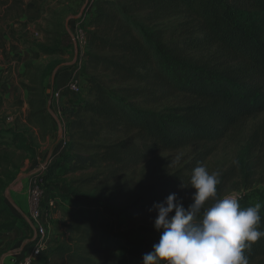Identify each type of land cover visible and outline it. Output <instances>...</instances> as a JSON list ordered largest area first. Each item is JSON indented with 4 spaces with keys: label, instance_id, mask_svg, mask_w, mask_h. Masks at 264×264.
<instances>
[{
    "label": "trees",
    "instance_id": "trees-1",
    "mask_svg": "<svg viewBox=\"0 0 264 264\" xmlns=\"http://www.w3.org/2000/svg\"><path fill=\"white\" fill-rule=\"evenodd\" d=\"M34 10L26 0H0V40L7 23ZM59 22L46 31L47 43L36 46L40 54L66 56L70 39ZM78 23L86 41L81 70L86 91L64 100V135L52 166L65 168L66 175L90 176L68 181L73 205L64 212L65 230L58 241H49L50 253L39 264H141L160 232L153 224L138 227L129 243L106 227L111 213L105 202L79 193L113 182L157 154L216 144L264 114V0H88ZM41 83L28 89L27 122L54 136L45 77ZM176 96L189 102L158 108ZM4 158L0 150V166ZM205 159L151 187L125 212L132 219L149 216L153 204L175 193ZM12 180L0 177V191ZM239 201L242 208L253 206ZM259 214L264 231V202ZM22 222L29 227L0 194V232H12ZM245 255L249 264H264V237Z\"/></svg>",
    "mask_w": 264,
    "mask_h": 264
},
{
    "label": "rangeland",
    "instance_id": "rangeland-1",
    "mask_svg": "<svg viewBox=\"0 0 264 264\" xmlns=\"http://www.w3.org/2000/svg\"><path fill=\"white\" fill-rule=\"evenodd\" d=\"M87 1L44 0L38 13L30 14L33 18L29 19L28 15L21 19L25 20V24H20V21L7 23L4 26V42L0 40V63L2 65H9L15 62L16 67L19 69L18 84L14 86L16 88L14 90L16 93L15 99L9 100L4 98L3 95L0 97V143H2L0 150L3 154L5 153V158L1 161L0 177L4 180L13 177L10 185L3 191H0V194L14 213L27 222V218L25 219L21 215V212L14 207L12 190L16 187L17 182H19L20 175L25 172L24 168L26 166L27 172L25 173L33 174L40 171L39 175L48 183L47 193L45 191L46 198L49 197L51 199V197H54L57 199L55 200V210L50 213L47 223L49 241L53 239L58 241L59 235L65 230L66 219L64 212L70 211L73 205V193L69 191L68 181L74 178L90 176V173L85 172L71 176L69 174L66 175L65 168L59 169L52 166L59 159L58 155H55V152L64 135V120L57 112L56 114L54 113L55 110L50 108V103H48L49 112L53 117L52 131L54 136H45L38 126L27 122L29 104L25 113H23V110L24 104L25 102L28 103L29 98L26 100L23 97L22 90L27 97H30L29 87L33 85L34 81L36 83L33 86H40L42 84L41 80L45 77L49 102L51 101V93L49 95L48 91L52 89L50 87L52 79L60 76V80H65L63 76L66 70L60 69V66L63 63L71 62L75 54L69 50L70 54L68 53V58L67 56L48 57L40 54L36 46L46 44L47 39L50 38V35L46 34V31L50 30V20L48 18L51 14L57 18L61 15L57 13V5L63 4L64 6V14L59 19L61 20L59 23L65 24V21L70 19L69 17L78 16L84 11ZM26 3L33 4V1L26 0ZM78 29L79 26L76 28V36ZM66 44H69L68 40H66ZM68 46L70 49L71 44ZM72 47H74V44ZM216 61L224 62L221 59H217ZM24 62L29 63L26 71L23 65L25 64ZM10 74L1 71L0 95L2 89H7L11 86ZM188 102L187 98L176 96L169 98L158 108L178 107ZM10 118L13 120L10 121ZM196 159H205L202 164L208 171L219 173L220 183L217 185L218 197L235 194L240 195L241 199L248 200L252 205L256 203L262 205L264 202V114L248 119L232 131L227 138L216 144L202 147L194 146L176 152L157 154L139 167L125 173L117 180L88 188L84 192L79 193V195L81 197L96 196L104 201L105 207L111 213L107 216L106 227L108 229L114 227V230L121 233L122 237L130 243V241L136 240L135 230L138 227L153 224L156 213L154 211L145 218L132 219L125 212V208L135 202L151 187L156 184H162L163 181L183 169L186 164ZM51 168L53 170L49 174ZM191 174L189 173L186 176V180H188L182 186H179L175 192L185 207L191 203V196L194 192L190 185ZM56 176H59L64 182V187L60 186ZM31 177L28 180L26 198H28L27 205L30 209L29 221L33 226V230H35V223L31 220V206L29 202ZM21 230L25 234L23 237L21 235L22 232H20ZM25 238L31 241L33 239V232L29 230L24 222L20 223L12 232H0V255L11 251L18 242H21ZM49 241L44 254L48 251V247H50ZM17 246V250H22V243L17 244ZM30 248H32V245ZM44 259L42 258L41 262ZM41 262L39 260V263Z\"/></svg>",
    "mask_w": 264,
    "mask_h": 264
},
{
    "label": "clouds",
    "instance_id": "clouds-1",
    "mask_svg": "<svg viewBox=\"0 0 264 264\" xmlns=\"http://www.w3.org/2000/svg\"><path fill=\"white\" fill-rule=\"evenodd\" d=\"M219 183V173L201 164L190 177L194 192L187 207L176 193L153 204L160 239L141 264H249L245 249L264 237L262 205L242 208L235 194L218 197Z\"/></svg>",
    "mask_w": 264,
    "mask_h": 264
},
{
    "label": "built area",
    "instance_id": "built-area-1",
    "mask_svg": "<svg viewBox=\"0 0 264 264\" xmlns=\"http://www.w3.org/2000/svg\"><path fill=\"white\" fill-rule=\"evenodd\" d=\"M78 34L75 37V47L78 56L74 61L73 66L68 72L61 89L54 91L51 94L50 108H55V111L61 115L63 110L64 100L76 99L86 91V86L82 82L81 70L84 60L85 37L84 33L78 24ZM80 33V35H79ZM10 121L13 119L10 118ZM65 143H63V146ZM39 172L33 173L31 176L32 183L30 187L29 202L31 206V220L35 223V235L32 239L31 252L24 258L16 262V264H38L40 258L44 254L49 241L48 218L50 213L56 207L55 199L46 198L44 189V179L39 175ZM241 199L240 195H237ZM0 264L2 262L0 261Z\"/></svg>",
    "mask_w": 264,
    "mask_h": 264
},
{
    "label": "crops",
    "instance_id": "crops-1",
    "mask_svg": "<svg viewBox=\"0 0 264 264\" xmlns=\"http://www.w3.org/2000/svg\"><path fill=\"white\" fill-rule=\"evenodd\" d=\"M49 1V0H48ZM41 2V3H40ZM44 2V0H37V4L35 5L34 3L33 4H28L29 7H35V10L32 14H37L38 11H39V8L41 7V4ZM32 3V2H31ZM57 13L61 14L59 15V17L57 18L56 16L52 15L48 18L50 20L49 22V27H50V30H52L54 28V25L57 24V21L59 19H61V17H63V10H64V6L63 4L61 5H57ZM82 13L83 11L80 13V15L78 16H75V17H69L70 19H68L67 21H65V28L67 30V34L69 36V39H70V44H71V48L69 49L68 48V52L66 54L67 58L69 56V50L72 52H74L75 56H74V59L71 61V62H66V63H63L60 67L62 68H66V72L63 76V78H67V75H68V72L69 70L71 69V67L73 66L74 64V61L75 59L77 58L78 56V52L76 50V47H75V37H76V28L78 27V18L82 16ZM29 19L33 18L31 17V15L28 16ZM80 19V18H79ZM25 21V20H24ZM23 20L20 21V24H25ZM6 29V27H5ZM48 30V31H50ZM74 44V47H72ZM69 53V54H68ZM26 64V62H24ZM25 64L24 67H25ZM21 66V64H20ZM25 69V68H24ZM1 71H5L6 74L8 73H11L10 74V80H11V86L10 88H7V89H2L1 91V95L0 97L3 95L4 98H7V99H15V96H16V93H15V84H18V78H19V69L16 67V63L15 62H12L10 63L9 65H2L0 63V77H1ZM65 80H60V76L57 77V79H52L51 81V90L48 91L49 95L50 93L52 94L54 91L56 90H59L62 88L63 86V83H64ZM17 82V83H16ZM13 89V90H12ZM12 90V91H11ZM19 90H22V89H19ZM53 90V91H52ZM23 92V97L26 98V100L28 99V97L26 96L25 92L22 90ZM17 98V97H16ZM17 101V100H16ZM24 104V103H23ZM28 109V103L25 102L24 104V110H23V113L26 112V110ZM55 110V108H53ZM22 113V112H21ZM54 113L56 114V111H54ZM56 155H59L58 153ZM27 170V166L24 168V171ZM22 173L20 175V179H19V182H17L16 184V187L12 190L13 192V199H14V207L16 209H18V211L21 212V215H23V217L26 219L28 225H29V230H32L33 232V236L35 235V230H33V226L31 225L30 221H29V212H30V209H29V206L27 205V186H28V180H29V177L32 175L31 173ZM17 179V180H18ZM20 232H22V237L25 235L24 232L21 230ZM20 237V236H19ZM30 239L28 238H25L24 240H22L21 242H18L17 244L19 245V243H22V250H17V244L16 246L9 252L5 253V254H2L0 255V261L2 262V264H16V262H18L19 260H21L22 258H24L26 255H28L30 253V247L32 245V240L29 241ZM30 242V243H29ZM46 255H48V251L45 252Z\"/></svg>",
    "mask_w": 264,
    "mask_h": 264
},
{
    "label": "water",
    "instance_id": "water-1",
    "mask_svg": "<svg viewBox=\"0 0 264 264\" xmlns=\"http://www.w3.org/2000/svg\"><path fill=\"white\" fill-rule=\"evenodd\" d=\"M10 201V200H9ZM10 203L12 204V202L10 201Z\"/></svg>",
    "mask_w": 264,
    "mask_h": 264
}]
</instances>
